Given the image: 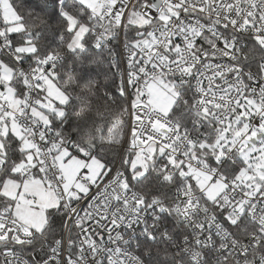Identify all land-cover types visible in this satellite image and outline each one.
<instances>
[{"label":"snow or ice","instance_id":"snow-or-ice-1","mask_svg":"<svg viewBox=\"0 0 264 264\" xmlns=\"http://www.w3.org/2000/svg\"><path fill=\"white\" fill-rule=\"evenodd\" d=\"M0 264H264V0H0Z\"/></svg>","mask_w":264,"mask_h":264}]
</instances>
